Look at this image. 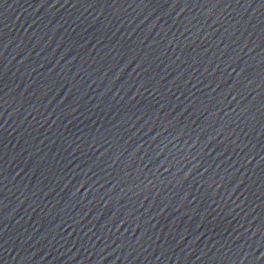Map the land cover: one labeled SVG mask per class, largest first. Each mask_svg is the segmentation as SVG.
I'll use <instances>...</instances> for the list:
<instances>
[{"label":"water","instance_id":"water-1","mask_svg":"<svg viewBox=\"0 0 264 264\" xmlns=\"http://www.w3.org/2000/svg\"><path fill=\"white\" fill-rule=\"evenodd\" d=\"M0 264H264V0H0Z\"/></svg>","mask_w":264,"mask_h":264}]
</instances>
